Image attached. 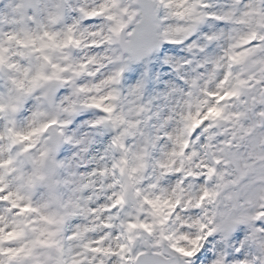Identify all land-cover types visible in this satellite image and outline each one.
<instances>
[{
    "label": "snow or ice",
    "instance_id": "6c2138e0",
    "mask_svg": "<svg viewBox=\"0 0 264 264\" xmlns=\"http://www.w3.org/2000/svg\"><path fill=\"white\" fill-rule=\"evenodd\" d=\"M0 264H264V0H0Z\"/></svg>",
    "mask_w": 264,
    "mask_h": 264
},
{
    "label": "rangeland",
    "instance_id": "374dc122",
    "mask_svg": "<svg viewBox=\"0 0 264 264\" xmlns=\"http://www.w3.org/2000/svg\"><path fill=\"white\" fill-rule=\"evenodd\" d=\"M160 71L162 72H167L168 70L167 69H159Z\"/></svg>",
    "mask_w": 264,
    "mask_h": 264
}]
</instances>
